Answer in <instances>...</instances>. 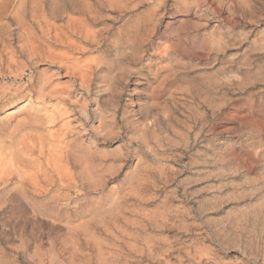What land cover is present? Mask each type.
<instances>
[{
  "label": "rangeland",
  "instance_id": "rangeland-1",
  "mask_svg": "<svg viewBox=\"0 0 264 264\" xmlns=\"http://www.w3.org/2000/svg\"><path fill=\"white\" fill-rule=\"evenodd\" d=\"M0 34V264H264V0H0Z\"/></svg>",
  "mask_w": 264,
  "mask_h": 264
},
{
  "label": "bare ground",
  "instance_id": "bare-ground-1",
  "mask_svg": "<svg viewBox=\"0 0 264 264\" xmlns=\"http://www.w3.org/2000/svg\"><path fill=\"white\" fill-rule=\"evenodd\" d=\"M3 33H7V32H3ZM4 36L6 35L0 34V80L9 79L12 75L15 79H17L18 75L14 74L12 70V66H17L19 64L18 59L20 58V55L18 54V51L16 49H13L9 44H6V41H8L10 38L9 35H7L8 36L7 38H4ZM28 40L31 41V39ZM32 41L36 42L37 44L39 43L45 49H47V47L49 48L53 46L55 50L57 49L60 52L62 57L67 56L66 55L67 53H65L66 51H70V50L73 51L71 44L62 43L59 41H53L52 39L37 38V39H33ZM35 59H36V63L45 60L43 56H40V58L36 57ZM98 63L96 65H98ZM5 65L9 70L8 72L9 74H5L4 71L2 70V67ZM22 89L23 88L19 86L0 85V110L5 108V106L9 104V102L13 103L16 100L20 99L22 94Z\"/></svg>",
  "mask_w": 264,
  "mask_h": 264
},
{
  "label": "crops",
  "instance_id": "crops-1",
  "mask_svg": "<svg viewBox=\"0 0 264 264\" xmlns=\"http://www.w3.org/2000/svg\"><path fill=\"white\" fill-rule=\"evenodd\" d=\"M237 28H235V30H236ZM238 30H239V28H238ZM237 32H239V31H237Z\"/></svg>",
  "mask_w": 264,
  "mask_h": 264
}]
</instances>
